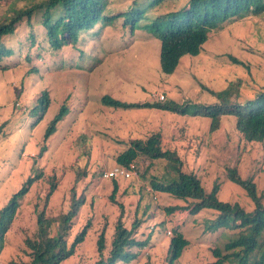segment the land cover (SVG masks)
Instances as JSON below:
<instances>
[{"label":"rangeland","instance_id":"1","mask_svg":"<svg viewBox=\"0 0 264 264\" xmlns=\"http://www.w3.org/2000/svg\"><path fill=\"white\" fill-rule=\"evenodd\" d=\"M106 1L103 15L111 17L113 23L103 18L91 30L80 32L77 42L59 50L47 42L40 12L30 22L20 23L17 33L7 40L14 54L0 58V209L22 190L27 179L36 181L20 200L13 228L0 252V264L29 261L23 241L35 235L34 206L43 210L45 203L51 217L66 213L78 175L77 193L85 195L86 202L74 219L68 244L88 222L91 226L79 256L76 253L61 264L98 261L95 242L106 222L107 234L113 235L119 203L125 208L127 227L136 218L144 221L139 239L153 234L151 244L129 264H169V245L175 233L182 234L188 244L173 264L216 262V248L223 256L231 254L226 245L239 237L240 229L213 230L214 210L192 215L185 210L167 211L187 204L155 190L166 174L164 160L134 163L135 177L117 181L115 203L110 201L113 181L101 175L117 166V157L133 140L159 134L164 150L177 151L184 159V169L199 175L204 186L211 190L216 182L220 184V200L249 199L224 176L228 166L236 165L243 178L256 182L264 198V145L239 143L238 134L231 135V119L224 120L223 127L213 134L209 132L210 120L197 114L181 116L151 107L123 110L103 104V97L110 96L130 104L173 100L209 106L217 99L208 90L217 92L230 85L238 89L242 100L253 99L264 90V12L235 18L211 31L198 56H185L176 71L166 75L160 67V41L148 26L182 9L190 0ZM9 4L12 10L28 7L26 2ZM7 7L0 2V23ZM133 10L142 13L141 20L125 24L126 15ZM41 98L46 103H40ZM64 106L67 114L46 138ZM53 184L56 190L46 202ZM138 199L140 204L135 208ZM110 236L107 239L111 240ZM227 264H240V258H231Z\"/></svg>","mask_w":264,"mask_h":264},{"label":"trees","instance_id":"2","mask_svg":"<svg viewBox=\"0 0 264 264\" xmlns=\"http://www.w3.org/2000/svg\"><path fill=\"white\" fill-rule=\"evenodd\" d=\"M9 1L12 3L26 2L28 7L12 10ZM158 1L155 0V3ZM0 2L9 6L0 23V58L3 55L10 57L14 54L7 40L17 33L20 23L30 22L38 12L43 16L42 26L46 32L47 42L54 50L77 42L76 39L80 32L91 30L103 18L108 24L113 23L111 17L103 15L106 0H0ZM262 12H264V0H190L182 9L170 13L163 19L153 21L148 26V30L160 41L162 72L171 75L185 56H198L208 41L211 31L223 28L225 23L234 21L235 18H244L250 13L260 15ZM142 16L141 12L133 10L126 15L125 24L138 23ZM233 61L239 64L235 59ZM208 92L217 99L215 104L209 106L185 105L173 100L147 105L130 104L110 96L103 97V104L105 103L104 105L110 108L123 110L151 107L181 116L197 114L210 120L209 132L213 134L218 133L223 127L224 120L231 119L234 127L231 129L233 131L231 135L236 132L239 143L264 145V90L250 100H242L238 89L231 85L225 90L217 92L208 90ZM42 102L46 103L44 98H41L40 103ZM67 112L65 106L61 108L51 127L48 128L46 138L54 134L57 124ZM239 150L232 153L234 157ZM158 160L167 162V170L164 178L162 176L163 181L156 185L155 190L185 201L187 204L185 207L172 206L167 210L169 213L185 210L192 215L202 213L205 209L214 210L217 217L211 225L213 230L240 229L239 237L226 245V251L231 254L223 256L222 252L216 248L213 250L216 262L210 264H227L231 258H240V264H264V198L263 195H259L257 184L252 178H243L237 165L228 166L224 175L226 180L241 188L249 199L247 198L245 202L220 200L218 197L221 191L220 184L216 182L211 190L204 186L199 175L184 169V159L177 151L164 150L159 134L147 140L131 141L128 149L117 157L116 163L120 167H129L130 164L138 161L151 164ZM142 175L143 173L141 177ZM101 177L103 178V174ZM55 178L57 177L54 176L53 179ZM79 180L80 175L76 177L75 185L70 191V206L66 213L51 217L45 210V203L43 210H40L37 205L34 206L37 218L35 235L23 241V246L29 251L27 253L29 261L18 264H61L76 253L79 256V248L86 240L88 229L91 226V222H88L75 235L71 245L68 244L67 240L70 238L74 219L86 202L85 195L77 193L76 186ZM106 180L113 181V194L110 196V201L115 203V195L119 189L118 182L116 179ZM35 181L36 179L31 177L27 179L22 190L13 196L8 205L0 209V252L3 249L6 235L13 228L14 219L20 208V200L29 193ZM55 190L56 185H51L46 202H49ZM124 193L127 196L129 190L127 189ZM139 204L138 199L135 208ZM119 208L120 216L113 235L107 234V222L101 229L97 244L94 246L99 256L95 264L134 263L142 251L151 244L153 234H149L145 239L138 238L144 221L136 218L131 226L127 227L124 222L127 216L124 217L125 208L122 203H119ZM106 236H110L111 240L106 239ZM107 243L109 244L108 250ZM187 244L188 241L182 234L175 233L169 245V264H173L181 257Z\"/></svg>","mask_w":264,"mask_h":264},{"label":"built area","instance_id":"3","mask_svg":"<svg viewBox=\"0 0 264 264\" xmlns=\"http://www.w3.org/2000/svg\"><path fill=\"white\" fill-rule=\"evenodd\" d=\"M163 99V96L161 97ZM136 175V166L135 164H130L129 167H119L115 168L112 171L106 172L105 178H113V177H123L126 179L135 177Z\"/></svg>","mask_w":264,"mask_h":264},{"label":"clouds","instance_id":"4","mask_svg":"<svg viewBox=\"0 0 264 264\" xmlns=\"http://www.w3.org/2000/svg\"><path fill=\"white\" fill-rule=\"evenodd\" d=\"M154 2H155V0H154ZM159 102H160V101H159ZM132 164H134V163H132ZM119 167H120V166H116L115 168H119ZM115 168H113V169H115ZM113 169H112V170H113ZM112 170H109V171H112ZM109 171H104V172L102 173V174H103V179H116V181H120V180H128V179L123 178V177L105 178V177H104L105 173H106V172H109ZM132 178H133V177H132ZM129 179H131V178H129ZM171 235H172V234H171L170 232H168V236H171ZM106 239H107V237H106ZM85 242H86V240L84 241V243H85ZM96 244H97V241L95 242V245H96ZM83 245H84V244H83ZM83 245H82V246H83ZM95 245H94V246H95Z\"/></svg>","mask_w":264,"mask_h":264}]
</instances>
